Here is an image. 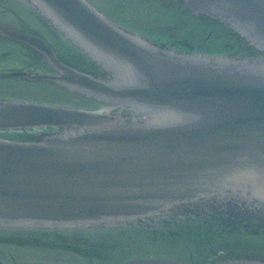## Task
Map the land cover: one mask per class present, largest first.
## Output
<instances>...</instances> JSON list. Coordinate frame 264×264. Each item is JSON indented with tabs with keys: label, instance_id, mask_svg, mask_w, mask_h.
<instances>
[{
	"label": "water",
	"instance_id": "1",
	"mask_svg": "<svg viewBox=\"0 0 264 264\" xmlns=\"http://www.w3.org/2000/svg\"><path fill=\"white\" fill-rule=\"evenodd\" d=\"M37 1L63 31L82 37L117 63L127 84L112 86L61 67L36 36L3 27L0 32L44 52L49 63L61 70L57 80L63 84L137 105L136 111L141 112V107L153 112L152 119L162 114L166 120L122 119L0 99V128L75 127L41 143L0 139V218L56 223L125 219L162 206L176 209L181 200L221 188L224 181L242 175L264 186V67L255 61L204 59L146 47L100 19L81 0ZM186 3L194 11L224 19L264 46V0ZM84 107L112 109L92 101ZM225 199L226 194L217 195L220 205ZM192 201L200 204L205 199ZM259 235L264 236L262 228ZM123 264L181 263L153 258Z\"/></svg>",
	"mask_w": 264,
	"mask_h": 264
},
{
	"label": "flooded vegetation",
	"instance_id": "2",
	"mask_svg": "<svg viewBox=\"0 0 264 264\" xmlns=\"http://www.w3.org/2000/svg\"><path fill=\"white\" fill-rule=\"evenodd\" d=\"M203 218V219H202ZM182 222V227L175 230L176 244L188 252L190 258L200 256L201 251L213 252L215 250L222 251L221 244L215 246H207V241H221L222 236L229 237L231 233L238 228L247 227L250 223V216L247 213H215L208 215H199L193 217H185ZM215 234L216 231L221 232L220 236L212 238L208 232ZM184 233V235H182ZM209 238L206 239L205 235ZM228 250V248H227Z\"/></svg>",
	"mask_w": 264,
	"mask_h": 264
},
{
	"label": "bare ground",
	"instance_id": "3",
	"mask_svg": "<svg viewBox=\"0 0 264 264\" xmlns=\"http://www.w3.org/2000/svg\"><path fill=\"white\" fill-rule=\"evenodd\" d=\"M195 50H197V49H195ZM229 50H230V52H234L235 54H245L246 53V51L244 49H240V48L236 49L234 46H231L229 48ZM174 210L175 209H169V212L166 213L163 216L155 215V214H157V212H150V213L140 214V215L132 216V217H129V218L121 219L120 222H121L122 225H126V224L130 223L132 221V219L139 217L140 221H146V222H148L150 225H152L155 228H158V227L165 228L166 227V229H168V230H177V229H180L183 225H182V222H181V218L180 217H176L173 214ZM147 215L150 216L148 219L146 218ZM168 215H171L172 219L176 220L175 224L172 225V224H163L162 223L163 220ZM243 232L251 237V233L250 232H246L244 230H243ZM208 234L212 238H216V237L220 236L221 232L216 231L215 234H214L211 231H209ZM260 241H261V243L264 244V236L263 235H260ZM243 247H244L245 250H247V251L249 250V251L253 252L252 257L256 258V260H257L256 262L264 263V256L257 257L254 254L255 251L253 249V246L250 245L251 248H249L248 246L243 245ZM233 253H237L236 256H232ZM206 259H207V261H217V259H216L214 254L208 255L206 257ZM227 259H228V261H245V254H244V251L241 249V246H237V247L230 246L228 248V250H227ZM249 262H253V261H249Z\"/></svg>",
	"mask_w": 264,
	"mask_h": 264
},
{
	"label": "rangeland",
	"instance_id": "4",
	"mask_svg": "<svg viewBox=\"0 0 264 264\" xmlns=\"http://www.w3.org/2000/svg\"><path fill=\"white\" fill-rule=\"evenodd\" d=\"M0 19H2V18L0 17Z\"/></svg>",
	"mask_w": 264,
	"mask_h": 264
}]
</instances>
